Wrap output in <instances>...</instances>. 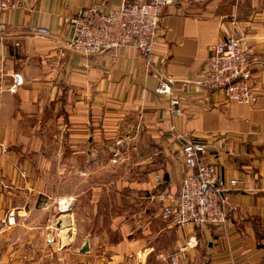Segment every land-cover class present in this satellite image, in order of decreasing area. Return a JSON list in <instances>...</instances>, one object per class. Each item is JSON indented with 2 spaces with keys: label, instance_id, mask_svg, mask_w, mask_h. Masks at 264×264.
Segmentation results:
<instances>
[{
  "label": "crops",
  "instance_id": "crops-1",
  "mask_svg": "<svg viewBox=\"0 0 264 264\" xmlns=\"http://www.w3.org/2000/svg\"><path fill=\"white\" fill-rule=\"evenodd\" d=\"M16 1L0 13V220L9 212L16 217L11 226L0 221V264H264V0H192L186 10L162 8L151 68L132 46L90 56L64 48L72 33L68 16L93 3L107 11L120 0ZM38 27L48 34H36ZM230 35L250 49L258 97L249 105L196 83L211 47ZM159 77L174 80L179 115L170 113L168 96L155 93ZM52 116L60 138L74 146L120 126L144 132L161 154L155 174L166 175L164 188L175 193L187 173L184 136L202 140L205 159L219 164L222 178L239 180L228 192L227 222L217 228L163 218L153 176L147 195L154 208L143 211L135 230L115 229L101 244L91 239L88 254H81L83 246L74 252L51 241L50 225L28 218L35 132ZM71 200L59 197V214L69 211Z\"/></svg>",
  "mask_w": 264,
  "mask_h": 264
},
{
  "label": "built area",
  "instance_id": "built-area-1",
  "mask_svg": "<svg viewBox=\"0 0 264 264\" xmlns=\"http://www.w3.org/2000/svg\"><path fill=\"white\" fill-rule=\"evenodd\" d=\"M192 0H120L116 8L107 11L102 3H93L78 9L65 21L71 26V36L64 42L67 51L90 56L124 46L134 47L151 68L153 47L160 24L161 9L178 5L186 10ZM19 4L16 0H0V13ZM4 25L0 24V30ZM36 34L46 35L48 30L38 27ZM250 49L241 38L227 36L214 44L196 83L205 88L219 89L230 102L252 104L257 100L253 92L252 76L248 68ZM174 80L159 77L155 93L169 97L170 113L179 115L180 102L172 97ZM264 89V87H263ZM181 158L187 168L179 192L164 188L162 174H155L153 199L160 204L163 218L171 216L177 224L213 226L221 228L228 220L229 194L239 180H224L216 161L205 159L207 144L193 136H184ZM14 225L16 217L9 212L0 220Z\"/></svg>",
  "mask_w": 264,
  "mask_h": 264
},
{
  "label": "rangeland",
  "instance_id": "rangeland-1",
  "mask_svg": "<svg viewBox=\"0 0 264 264\" xmlns=\"http://www.w3.org/2000/svg\"><path fill=\"white\" fill-rule=\"evenodd\" d=\"M58 128L52 116L35 132L29 222L49 224V239L70 244L74 252L91 239L94 244L112 239L115 229L135 230L143 211L154 208L147 194L154 190V164L161 157L157 146L148 143L144 132H130L128 126L98 132L74 146V141L60 138ZM44 161L49 162L45 168ZM60 196L72 200L69 211L59 214ZM63 223L67 225L60 228ZM91 246L81 254H88Z\"/></svg>",
  "mask_w": 264,
  "mask_h": 264
},
{
  "label": "water",
  "instance_id": "water-1",
  "mask_svg": "<svg viewBox=\"0 0 264 264\" xmlns=\"http://www.w3.org/2000/svg\"><path fill=\"white\" fill-rule=\"evenodd\" d=\"M164 180H167V176H164ZM88 248V244H84L83 248L81 249V252H84Z\"/></svg>",
  "mask_w": 264,
  "mask_h": 264
}]
</instances>
